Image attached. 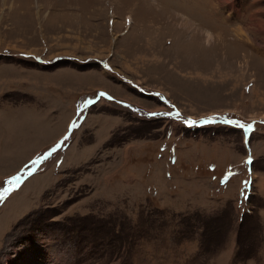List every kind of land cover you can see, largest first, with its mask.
<instances>
[{
  "label": "rangeland",
  "instance_id": "rangeland-1",
  "mask_svg": "<svg viewBox=\"0 0 264 264\" xmlns=\"http://www.w3.org/2000/svg\"><path fill=\"white\" fill-rule=\"evenodd\" d=\"M0 264H264V0H0Z\"/></svg>",
  "mask_w": 264,
  "mask_h": 264
},
{
  "label": "snow or ice",
  "instance_id": "snow-or-ice-1",
  "mask_svg": "<svg viewBox=\"0 0 264 264\" xmlns=\"http://www.w3.org/2000/svg\"><path fill=\"white\" fill-rule=\"evenodd\" d=\"M100 96H104L105 94L104 93H100L99 94ZM109 99H111V97H109ZM88 103H91V101H87L85 102V105H83V107H86ZM149 115H157L156 113H150ZM165 115H170L168 113H165ZM177 115H179V113H177ZM186 124H189V125H194L196 124L197 122L196 121H191V120H186L185 121ZM229 123H232V124H238L239 125V122L237 121H229ZM76 125L73 124L72 127H75ZM240 127H244V125H239ZM249 128H251V125H248ZM65 139H67V137H65ZM60 147V145H56V148L53 149V151H55L56 149H58ZM46 155H51V153H48ZM11 185L12 187L11 188H8V189H4V192L2 195H6L7 193H9L12 188H16V187H19V178L18 177H13L12 178V181H11Z\"/></svg>",
  "mask_w": 264,
  "mask_h": 264
}]
</instances>
